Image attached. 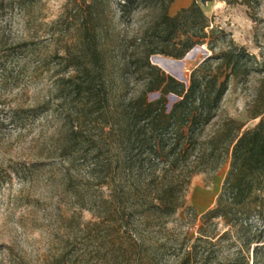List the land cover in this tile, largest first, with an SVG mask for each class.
<instances>
[{
    "label": "trees",
    "instance_id": "obj_1",
    "mask_svg": "<svg viewBox=\"0 0 264 264\" xmlns=\"http://www.w3.org/2000/svg\"><path fill=\"white\" fill-rule=\"evenodd\" d=\"M173 1L117 0L119 24L125 26L139 9L147 12L146 23L130 39L109 41L101 22L110 0H82L80 29L65 44L64 55L56 53L55 96L62 117L57 115L59 139L53 152L69 166L64 186L71 187L80 159L90 160L89 185L82 193H70L98 218L97 226L133 236V219L148 226L151 220L173 218L186 206L192 178L216 174L230 157L216 205L202 220H223L228 230L218 239L236 230L239 257L248 258L244 254L252 248L253 264H264V72L247 120L225 118L206 134L220 115L232 79L247 78L248 65L256 60L232 43L219 49L222 32L207 31L210 25L197 1L171 16ZM7 46L0 36V51ZM197 46H206L212 55L192 71L188 82L150 61L157 54L183 59ZM152 94L158 98L150 100ZM253 120L259 121L244 129ZM103 188L108 197L92 194ZM189 215L196 217L192 209ZM204 243L210 246L205 254L200 257L195 245L181 264H217L210 263L215 245Z\"/></svg>",
    "mask_w": 264,
    "mask_h": 264
},
{
    "label": "rangeland",
    "instance_id": "obj_2",
    "mask_svg": "<svg viewBox=\"0 0 264 264\" xmlns=\"http://www.w3.org/2000/svg\"><path fill=\"white\" fill-rule=\"evenodd\" d=\"M116 1L104 4L101 23L109 41L112 37L130 39L146 23L147 12L139 9L125 26L119 24ZM194 1L207 18V31L222 32L219 49H228L232 43L259 64L251 61L247 78L232 79L219 117L206 130L210 134L225 118L246 121L249 107L257 100L264 72V0H214L209 4L174 0L169 14L176 15ZM0 2H4L0 4V36L8 45L0 51V264H181L195 245L200 257L205 254L210 247L205 241L215 245L210 263L253 264L252 248L244 254L248 258L239 257L236 230L218 239L228 230L224 221L202 220L216 205L230 157L216 174L192 178L186 206L173 218L151 220L148 226L142 219H133V236L97 226L98 218L82 209L70 193H82L89 185L91 161L80 159L79 172L71 173L72 185L66 188L69 166L53 152L59 139L61 118L57 115L62 117L55 96L60 63L56 53L64 55L65 44L80 29L82 0ZM196 48L183 59L153 56L183 62L180 79L188 82L192 71L212 55L206 46ZM157 98L158 94L149 96L150 100ZM45 104L46 109L40 108ZM258 121L248 122L244 129ZM108 193L103 188L92 194L108 197ZM190 209L195 218L189 215ZM251 222L260 226L256 220ZM202 226L204 232H200Z\"/></svg>",
    "mask_w": 264,
    "mask_h": 264
},
{
    "label": "water",
    "instance_id": "obj_3",
    "mask_svg": "<svg viewBox=\"0 0 264 264\" xmlns=\"http://www.w3.org/2000/svg\"><path fill=\"white\" fill-rule=\"evenodd\" d=\"M203 49H204V48H203ZM195 50H197V48L191 50V51H190L185 57L189 56V54H191V52H192V51L194 52ZM155 58H162V57L153 56L152 59H151V63H152L153 65H155V66L161 68L159 65H157V62L155 61V60H156ZM163 60L171 62V64L169 63L168 66H167V67H168V71H165V72H166L167 74L173 76L174 78L178 79L179 81L185 82V81H183V80L180 79V75H181V67H182L183 62H181V61H176V60L165 59V58H164ZM176 68H177L179 71H176V72L173 71V70H175ZM161 69H162V68H161ZM177 69H176V70H177ZM162 70H163V69H162ZM163 71H164V70H163Z\"/></svg>",
    "mask_w": 264,
    "mask_h": 264
},
{
    "label": "bare ground",
    "instance_id": "obj_4",
    "mask_svg": "<svg viewBox=\"0 0 264 264\" xmlns=\"http://www.w3.org/2000/svg\"><path fill=\"white\" fill-rule=\"evenodd\" d=\"M156 60V62H157V65H159L161 68L162 67H165V63L164 62H166L167 63V66H168V64L170 63L171 64V62H169V61H165V60H163V58H155ZM163 60V61H162ZM166 66V69L164 70V71H168V67ZM177 69V68H176ZM173 70V71H179L178 69L177 70Z\"/></svg>",
    "mask_w": 264,
    "mask_h": 264
},
{
    "label": "crops",
    "instance_id": "obj_5",
    "mask_svg": "<svg viewBox=\"0 0 264 264\" xmlns=\"http://www.w3.org/2000/svg\"><path fill=\"white\" fill-rule=\"evenodd\" d=\"M209 4V3H208Z\"/></svg>",
    "mask_w": 264,
    "mask_h": 264
}]
</instances>
